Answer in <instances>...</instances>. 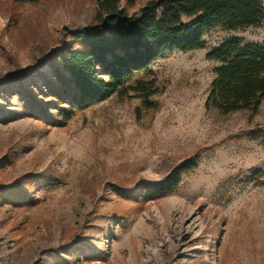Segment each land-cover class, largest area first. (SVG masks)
Returning <instances> with one entry per match:
<instances>
[{"label":"rangeland","instance_id":"rangeland-1","mask_svg":"<svg viewBox=\"0 0 264 264\" xmlns=\"http://www.w3.org/2000/svg\"><path fill=\"white\" fill-rule=\"evenodd\" d=\"M11 1L0 0V264H264V101L255 116L205 107L210 53L235 38L264 45V21L165 54L143 76L156 81L149 100L115 95L60 126L42 111L74 91L51 56L94 25L100 0H44L16 24ZM119 1L134 13L151 0ZM194 160L173 193L141 198Z\"/></svg>","mask_w":264,"mask_h":264},{"label":"trees","instance_id":"trees-1","mask_svg":"<svg viewBox=\"0 0 264 264\" xmlns=\"http://www.w3.org/2000/svg\"><path fill=\"white\" fill-rule=\"evenodd\" d=\"M43 2L12 0L14 24L22 9ZM263 21L264 0H151L134 13L119 0H100L94 25L71 31L72 43L52 53L50 64L56 79L74 92L65 97L56 92L52 97L62 103L54 107V116L42 111L43 120L64 125L75 111L90 110L115 95L124 98L133 93L149 100L158 89L155 79L147 81L143 76L165 54L202 50L209 32L259 27ZM77 43L84 48H76ZM209 59L219 66L206 110L225 116L239 112L257 115L264 101V45L231 39L213 50ZM196 167L195 160L184 163L164 182L146 186L141 198L150 202L173 193L182 183L183 173Z\"/></svg>","mask_w":264,"mask_h":264}]
</instances>
